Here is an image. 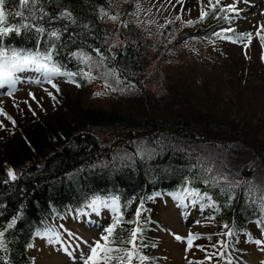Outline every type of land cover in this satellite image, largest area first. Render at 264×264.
I'll return each mask as SVG.
<instances>
[{
	"label": "trees",
	"instance_id": "16d2710c",
	"mask_svg": "<svg viewBox=\"0 0 264 264\" xmlns=\"http://www.w3.org/2000/svg\"><path fill=\"white\" fill-rule=\"evenodd\" d=\"M213 6L199 20L202 27L181 34L177 42L221 41L214 32L227 12L220 4ZM4 7L27 17L8 16L9 24L33 28L0 38V45L50 51L66 73L87 72L85 65L95 63L111 78L107 85L115 83L116 101L110 105L133 104L107 109L83 105L81 75L65 76L73 81V93L66 86L54 87L49 108L40 104L30 112L19 101L3 104L1 110L12 122H0V229L14 218L16 224L5 232L0 264H35L34 239L49 224L80 215L96 197L118 199L123 219L111 237L115 247L130 248L124 241L133 228L142 229L143 241L136 244L139 254L148 257L144 264L167 260L160 248L165 229L159 232L163 227L157 218L167 202L198 210L209 229L188 248L198 264H240L247 247L264 241V113L255 116L253 109H241L239 89L231 91V102L225 87L204 84L199 91L186 78H169L165 93L154 97L145 87L144 45L136 33H120L121 45L109 47L111 32L103 20L114 12L106 0H40L31 10L21 9L19 0H5ZM65 11L72 20L62 18ZM36 26L45 33H37ZM52 31L58 40L49 36ZM221 34L228 40L239 37L234 31ZM256 72L264 83L260 66ZM237 74L229 73L225 84L241 72ZM9 169L15 181L9 180ZM141 202L140 223H132ZM113 218L107 227L115 223V213Z\"/></svg>",
	"mask_w": 264,
	"mask_h": 264
},
{
	"label": "rangeland",
	"instance_id": "374dc122",
	"mask_svg": "<svg viewBox=\"0 0 264 264\" xmlns=\"http://www.w3.org/2000/svg\"><path fill=\"white\" fill-rule=\"evenodd\" d=\"M106 1L112 6V17H116L115 20H103L111 32L109 47L114 49L121 45L120 33L128 29L136 33L144 45L147 65L144 71L145 87L154 97L160 98L165 93L169 78L175 81L186 78L199 91L204 84L227 88L229 91L226 94L231 97V102V91L239 89L243 93L240 99L241 109H253L255 116H262L259 113H264V83L258 78L256 67L260 66L264 74V47L260 39L264 36V0H219L221 9L227 12L224 17L228 18L214 33L234 31L239 34L236 43L222 38L221 41L210 43L197 40L177 42L181 34L202 27L199 22L201 9L208 11L217 4L216 0H211V4L209 0ZM232 8L238 9V12L231 10ZM245 34H251L250 39ZM240 37L244 38L239 39ZM89 66L90 74L96 78H85L84 89H81L83 105L107 109L110 106L125 108L123 106L126 104H133L118 101L110 105L116 101L113 89L115 83L111 81L110 88L106 87L111 78L99 70L95 63L85 65L87 72ZM238 71L241 74L225 84L230 80L228 74H237ZM17 75L19 81L11 94L7 87L0 88V122H12V118L5 116L1 110L3 104L21 102L24 110L33 112L40 104L51 107L53 84L66 86L64 89L72 93L75 91L65 76L54 77L52 83H48L32 71ZM169 83L171 84L170 80ZM157 103L153 102L151 105ZM225 106H229V103ZM180 207L167 202L157 212L160 226L163 227L159 232L162 233L165 229L160 248L167 254V260H162V264H198L195 252L190 249L188 251L187 239L191 234L195 242L199 235L209 234V229L201 222L202 216L196 215L198 210ZM73 218L49 224L43 235L34 239L35 264H83V258L89 254L90 247L102 241L101 237L106 235L104 230L114 219L111 210L101 209L97 213L88 206ZM57 235L59 242L52 239ZM177 236L182 239H175ZM195 244L199 243H192V246ZM243 259L240 264H264V243L247 247Z\"/></svg>",
	"mask_w": 264,
	"mask_h": 264
},
{
	"label": "snow or ice",
	"instance_id": "6c2138e0",
	"mask_svg": "<svg viewBox=\"0 0 264 264\" xmlns=\"http://www.w3.org/2000/svg\"><path fill=\"white\" fill-rule=\"evenodd\" d=\"M39 2L40 0H19V6L21 9L29 8L31 10L34 9ZM209 3L211 4V0H209ZM216 3L219 4V0H216ZM4 5H5V0H0V38L8 36L10 33L13 32L19 35L21 33V29L31 30L33 28V25L29 23H19L16 26L9 24L7 20L8 16L22 17L23 19H27V17L24 16V13L22 11H16L15 13L6 12ZM231 10L238 12V9L232 8ZM213 11H215V6H213ZM221 11H223V9H221ZM43 15H47V13H43ZM61 15L62 18H67L69 20H72L71 13L69 12L65 11ZM105 15H107V13H105ZM207 15L208 13L205 12L203 9H201L200 19L203 20ZM35 18L36 17L33 15V19ZM109 18L112 20L116 19V17H109ZM224 18L227 19L228 17H224ZM177 19H179V17H177ZM35 31L37 33L43 34L45 33L46 30L43 27L36 26ZM216 35L218 38L228 39V37L222 36L221 33H217ZM49 36L57 40L60 38L58 32L56 31L50 32ZM245 36H247L250 39L251 34H245ZM243 38L244 37H240L239 39H243ZM260 39H261L262 47H264V36H261ZM231 42L236 43L237 40H232ZM96 52L98 55H101L100 63H103L104 57L102 56V54L99 52L98 49L96 50ZM88 59L91 58L89 57ZM29 71L39 74V76L48 83H52V79L58 76L75 77L76 75H81L83 78L89 80L96 78L90 74L91 66H89V72L66 73L62 71L61 67L53 62L52 53L50 51L42 53L39 51L32 52V51L17 50V49L9 50L4 48L2 45H0V88L7 87L10 90L9 94H11V90L15 89V85L19 81V76L17 74L25 73ZM67 82H73V81L69 80ZM52 86L55 87V84H53ZM77 86L79 85L77 84ZM106 87H110V86L106 84ZM57 91H59V89H57ZM7 175L10 181H15L17 179L16 174L11 169L8 170ZM149 199H152V197H149ZM87 206L97 213L102 208L110 209L113 213H115V223L104 230L106 232V235L101 237V239L104 242L103 244H101L100 242H96L94 246L90 247L89 254L83 258V264H112L113 261H115L116 264H132L133 259H138L140 261V264H144V262L148 259V257L141 256L139 254V249L136 244L137 239L143 241L141 228H133L131 230L130 238L127 241H124V243L130 245V248L128 249L122 250L120 248L115 247L113 245V241L111 240V237L113 235L116 226L119 223H121L123 219L120 214V205L118 199L112 198L111 200H105L100 197H96ZM142 211H143V202H141V204L136 210L135 215L137 219L135 221H132V223H137V224L140 223L139 217L141 216ZM15 224H16V218L12 219V221L7 224L6 229H0V251L6 250L5 232L8 229L13 228ZM228 234L231 235V233ZM52 239L59 242L58 235L52 237ZM175 239L181 240L182 238L177 236L175 237ZM192 240L193 237L190 234L187 239L189 248L192 246ZM255 243L262 244L264 243V241H255ZM29 247H31V245H29ZM4 264H7V262L5 261ZM229 264H231L230 261Z\"/></svg>",
	"mask_w": 264,
	"mask_h": 264
}]
</instances>
